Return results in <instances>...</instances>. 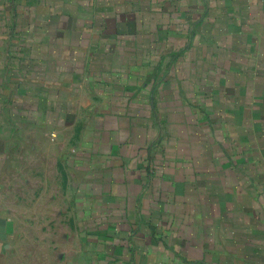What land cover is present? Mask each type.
<instances>
[{"label":"crops","instance_id":"1","mask_svg":"<svg viewBox=\"0 0 264 264\" xmlns=\"http://www.w3.org/2000/svg\"><path fill=\"white\" fill-rule=\"evenodd\" d=\"M0 59L56 131L5 153L0 264H264V0H0Z\"/></svg>","mask_w":264,"mask_h":264},{"label":"rangeland","instance_id":"2","mask_svg":"<svg viewBox=\"0 0 264 264\" xmlns=\"http://www.w3.org/2000/svg\"><path fill=\"white\" fill-rule=\"evenodd\" d=\"M204 31V29H201ZM129 47H131V45H128ZM147 45H137V48L140 49L142 47H145ZM167 45H159L158 49L153 48V51L149 52L152 53L155 57L158 55V53L163 52V51H167L169 49V46L166 47ZM177 47V45H176ZM218 59H216L217 61ZM130 62V61H128ZM218 63H220V60L218 61ZM2 65H6L5 60H1L0 59V217L4 216L6 214V199L8 196L11 195V199H15V204L14 206H16V208H21L22 207H26V208H31L32 206H35L30 204L29 200L30 197L32 196V200H34V198L36 199L38 197V194L40 192L39 189L35 188V187H30V188H26L24 187L22 184L19 186H16L14 188H9L7 187V183H17L19 180L16 179V175H20V176H24L25 173H27L31 167L29 168H25V170H23V172L21 171L22 169H17L16 172H14L13 167H16L15 165L11 166V171H7L5 169V165L7 163L6 162V155L5 153H7L8 151L13 152L15 149H22L24 152L27 153V155L24 157V160L26 159H30V157H32L31 155L33 153H36V151H38L39 149L43 148V143H42V136L44 135V133L46 134L48 141L50 142H54V138H55V134L56 131L54 128H49L47 127V125H42V123H37L36 121L40 118L43 117V115L40 114V112L38 111H42V108L40 106H38V98L36 99V94L35 93H29V92H25L23 93L20 89L15 90L14 88L16 87L11 85L12 83H16L17 79H21L22 77L20 76H15V75H4L2 74L4 70H2ZM117 78V77H116ZM119 78V77H118ZM147 79H149V77H147ZM126 82H133L135 80L138 81V83H141L142 80H145L144 76H127L126 77ZM212 79L210 78V81ZM147 83V81H146ZM151 82H149L150 84ZM175 97V96H174ZM176 98V97H175ZM41 108V109H40ZM225 109V108H224ZM224 109L218 111L216 117L221 118V120L223 118H226L225 120H227L228 117H230L229 115H234V112H230L229 109ZM224 111V112H223ZM45 117H50L52 119H54V115L52 114L51 111H47L43 113ZM192 119H194V115H192ZM243 116V115H242ZM245 116V113H244ZM191 119V120H192ZM218 119V118H217ZM29 123V124H28ZM208 131L210 132H214L217 135V138H221V135H224L225 133H233V135L238 133H246V129L244 127H246V123H243L241 126H243V130L242 132H239V129L237 128V132H236V126L237 124L235 123H207L206 124ZM239 126V125H238ZM240 127V126H239ZM261 128H264V123L261 124ZM257 131V130H256ZM17 136L19 138V140H15V144L13 143L12 139H8L10 138V136L12 135ZM17 133V134H16ZM22 133H26V140H23L22 138H20V135ZM221 134V135H220ZM263 134H264V130H263ZM257 135L256 132V138L254 140H251L250 143H255L256 147H260V148H264V135ZM225 138V137H224ZM231 140V141H230ZM248 141H240L238 139H235L233 137L232 139H227V144L228 145H239V146H243V147H248L249 143H247ZM53 147V146H51ZM14 148V149H13ZM42 159V157L40 158ZM41 162V161H38ZM44 164H38V165H34V166H41ZM22 166V165H19ZM36 170V173H38V167H35V169H33V171ZM41 191V190H40ZM25 197H27V202H22L21 200L24 199ZM19 216L20 212L17 214ZM18 220H16L17 223ZM20 221V220H19ZM0 222L2 223L3 227H7V223L4 220H0Z\"/></svg>","mask_w":264,"mask_h":264},{"label":"built area","instance_id":"3","mask_svg":"<svg viewBox=\"0 0 264 264\" xmlns=\"http://www.w3.org/2000/svg\"><path fill=\"white\" fill-rule=\"evenodd\" d=\"M156 264H168V263L163 262V261H159V262H157Z\"/></svg>","mask_w":264,"mask_h":264}]
</instances>
